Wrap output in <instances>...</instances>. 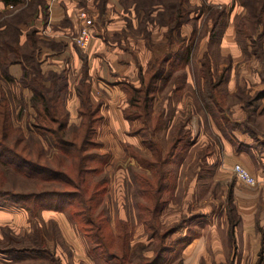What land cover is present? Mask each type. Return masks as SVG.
Here are the masks:
<instances>
[{
  "label": "rangeland",
  "instance_id": "374dc122",
  "mask_svg": "<svg viewBox=\"0 0 264 264\" xmlns=\"http://www.w3.org/2000/svg\"><path fill=\"white\" fill-rule=\"evenodd\" d=\"M41 1L42 0H23L17 7L9 9L8 11L4 10L5 12H3V14L0 13V45L5 38L11 40V37H14L15 34L17 35L14 29L8 30L10 28H6V30H4L5 27H13V25L16 24L20 29L17 35L19 43L20 45H24L28 41L30 32L34 27L37 28L38 26L36 25L37 15L40 14L41 16H39L41 19L42 17L46 20L49 19L51 11L46 4L48 0H44V5L39 4ZM97 1L100 7L103 8L107 0ZM122 1H124V3L127 2V9H129V6L132 4L136 6V9H139L136 4H141L145 0ZM169 1L171 3V1L174 2L175 0H164V3L169 4ZM233 3L234 0H230L229 2L224 0H189L184 4L188 16L190 15V17L194 19V21L186 23L193 25L196 30L193 39L194 53L190 52V60L178 64L181 68L173 74L174 76L180 75L186 70V67L189 66V70L193 74V80L188 85L189 88L191 86V95H187V86H184V90L179 95H173V92L171 94L170 90L167 88L163 89V99L161 102L164 101L163 107L166 106L165 109L169 106L170 118L172 117V122H175L173 131L179 122H187L186 127L191 131L190 140H192V142L188 145L182 144L180 146V158L175 163L174 167H171L172 176L169 175V186L162 193V198L167 199L163 207V212L167 209V211L164 212V219L167 220V223H163L164 225L161 233L165 232V229L178 224L177 226H180V230L171 234V236L169 235L166 241L168 243L175 242V240L182 236L190 240L189 242L186 241L185 246L184 244L179 245L176 252L170 256L169 261L173 259V261L179 262V259H181L183 264H264V160L260 157V154H264V26L258 25L255 21H250L252 17H250L248 9L241 4H235L233 10H231ZM212 5H226L231 10L226 19L228 22L227 29L223 33V36L218 38L214 44L210 43V32L213 26V20L210 18V12L212 10L210 6ZM152 6L160 7L159 5ZM143 7H141V9L145 11ZM86 11L89 14L91 9H86ZM152 12L147 16L145 15V24L151 20L150 17L158 20V13L156 11ZM168 13L170 14V12ZM152 15H155V17ZM256 24L258 25V29H254V38L256 42L253 41L254 39H246V47L242 46V44L238 42L236 36L237 29L240 28L243 34L249 32L253 33V28H255ZM58 25L59 24L56 26ZM51 30L54 29L52 28ZM5 31L7 32L6 34H4ZM230 31H232L233 40L235 41L234 45L236 44L238 50H234V46L226 48V36ZM43 45L44 43L39 47ZM20 50V52H26L29 49H25L24 47ZM207 51L211 53V55H209L210 64L208 68L212 77L205 81L203 75L205 74L204 67L207 68V66L204 65ZM236 52H238V54H236ZM7 55L12 56V54ZM43 55L41 51L37 54V59L39 61L41 60V62L43 58H47L46 54ZM55 58L61 62V65L57 60L56 63L49 61L44 65L61 67L69 64L71 68L75 66L72 56L66 55ZM41 65L43 66V63H41ZM206 83L209 89L219 83V86L215 87H217L219 91L220 95L217 94V96L218 99L222 101L221 104L225 108L224 112H218L217 115H213L210 113V109L208 110L206 104L201 101L200 92L204 84L206 86ZM167 86L170 89L172 88V85L169 83ZM2 87L0 83V89H2ZM5 89L6 88H4V91ZM167 97H170V100L167 99ZM12 100L13 102H10L13 125L16 128H21L24 135L28 137L30 134H28L24 128L17 125L18 104L14 99ZM167 101L169 102L168 105L166 103ZM164 119L165 123L162 126L163 130L158 132L155 136L152 134L151 137H155V141L160 144L162 152L165 155V151L172 140L173 133H171L172 129L169 127V119L167 117ZM218 120L220 121L221 130H225V136L228 138V141H231L234 147H232L233 150H230L229 157L227 158H225L224 154H221V157L219 155L220 151L222 152L223 149L219 140L220 136L217 133L218 128L213 123L215 122L218 124ZM172 122L170 125H172ZM140 127H142V122L136 126V129ZM148 135L149 134H147V137ZM238 136L245 138L244 140L250 143V145L247 143L240 144ZM41 141L43 143V140ZM20 147L23 148V146ZM44 147L46 148L45 145ZM1 148L2 147H0V149ZM235 149L238 151H248L252 154L253 165L250 166V168L246 167L241 162H237L239 159L238 157L232 159L233 155H237ZM18 150L24 155L27 154V152L22 149L18 148ZM46 151L50 158L57 152V150L51 146L46 148ZM215 154L217 155L214 156ZM16 155H19V158L18 156H14L15 160L24 163V161L20 159L22 156L20 154ZM213 157L215 159L218 158V161ZM208 160H211L213 163L210 161L208 162ZM125 163L126 162L123 161L121 162V164ZM238 163L244 165L257 178L258 184L256 186L245 185L237 178L233 168ZM4 168L6 174L3 175L4 178H0V182L8 192H27L37 189L33 181L27 183L26 179L17 177L13 175L12 172H9V170H7L10 169L9 167L4 166ZM124 168L125 166H120L112 169L113 185L111 183V186L110 184L107 186V191L109 190V192L112 193V199L109 208L107 205L106 207L112 219L115 208L119 210L117 200L119 204L126 206L129 203L127 202L125 204L123 200L125 196L123 193L127 196L131 186L137 187V183L135 182L128 186L125 191H122L123 193L117 190L119 188H117L119 185L117 183V177L122 176L121 172ZM158 177V175L152 177L155 180L154 188H157L159 184ZM2 180H5V182ZM21 182L26 183L23 184ZM237 182H240V184H238L240 190L243 192L241 197H243L248 204L256 203L255 226L248 225L249 223L246 221V218L249 217V215L243 214L239 209L240 206L238 207V197L236 196ZM47 187L52 188L50 184L45 183H42L39 188L43 189ZM134 192L135 187L131 188L132 195ZM245 192L248 194H245ZM130 199L135 202L134 195ZM129 202L132 203L131 201ZM170 203L171 206L169 205ZM131 205L132 204L128 205L127 208H130ZM10 210L13 212L17 211L12 207ZM132 210L133 219H135V217L138 216L137 211L135 210L134 212V207ZM206 210L210 213H204ZM66 216L72 223L70 231L73 236L71 239L73 244L69 242L70 239H67V241L64 240L61 228L55 219L46 221L41 213L36 216L34 220L30 216V221L26 213H19V225L14 226L19 229L18 236L28 235V228L32 229V234L36 228H38L37 235L34 236L35 239H27V242L31 244V241L40 240L41 242L36 245V248L42 249L47 247L50 251L43 255H34L33 253L24 255L18 254L19 257L10 262L4 261L0 255V264H80V261H83L80 258L84 259V263L81 264H101L102 261L104 262V254L103 257L100 254L102 251L96 250V255L91 252V247L89 246H93V241L95 240L89 237L87 242L84 238H87V233L78 223L72 220L68 212ZM136 218L138 219V217ZM22 220H27V223L24 222L25 224L21 225L20 223ZM234 221L236 222L233 226L232 223ZM153 225L159 228L158 224H155V222ZM112 228L111 231L115 235L116 232ZM136 228L137 227L134 226L135 235L137 233ZM94 231L97 232V228H95ZM4 232H8L11 237L15 236L10 228L2 227L0 229V246H12V244L10 245L7 241ZM63 232H65L67 238H69L68 234L70 233L68 231ZM135 237H133L134 240H137ZM192 241L194 242L193 245H190L185 252L184 249L191 244ZM115 242L116 247H118L116 238ZM138 242L139 240L134 242V245L136 246ZM152 242L158 244L159 241L154 240L151 241V243ZM202 243L203 245H201ZM56 250H58L64 261H62ZM149 252L151 253L146 252V254L148 253V256L152 255V250H149ZM4 258H7V256ZM172 262L170 264H172Z\"/></svg>",
  "mask_w": 264,
  "mask_h": 264
},
{
  "label": "trees",
  "instance_id": "16d2710c",
  "mask_svg": "<svg viewBox=\"0 0 264 264\" xmlns=\"http://www.w3.org/2000/svg\"><path fill=\"white\" fill-rule=\"evenodd\" d=\"M3 1L6 4L12 3L15 7L23 2V0ZM188 1L175 0L171 3L169 1L167 4L164 3V0H145L141 3L142 5L136 4L139 9L144 6L146 16L155 9L152 5H159L160 7L156 8L158 9L157 21L161 25L169 27L170 42L175 43L177 41L179 45L177 53L169 52L157 58L146 73L142 75L140 87L134 85L126 87L130 97V108L126 110V117L132 122H142L144 128L140 127L138 130L142 128L141 130L145 134V143L153 152L152 156H148L137 148L132 151V154L142 165L140 170L134 169L132 172L134 181L137 183L133 194L134 205L139 222L142 221L141 223L145 225L149 237L153 241L158 240V244L152 242L138 245L135 249L132 248L131 241L134 237L135 226L132 216L128 220L118 217L115 235L111 231V217L105 203L108 174L104 168V163L109 155L100 150L102 144L96 138V132L103 121V115L100 106L91 100V83L88 81L87 72H84V76L77 87L81 98L80 113L83 120L80 126H69V112L66 108L68 78L64 72L51 71L45 74L41 60L37 59V54L40 53L42 47H39L41 44L44 43V45L55 49L60 44H56V41L53 40L41 38L38 34V28L34 27L28 35V41L24 45H20L17 37L20 29L16 24L4 29H14L17 35L11 37V40L5 38L0 45V66L3 75H6L8 74V67L12 64L17 62L23 64L21 83L32 91L31 103L36 110L37 117L34 122L35 131L32 130L30 135L26 137L21 128L14 127L11 118V102L7 94L3 92L0 99V147H2L0 149V178L6 174L4 166H7L11 169L7 170L13 175L26 179L27 183L33 181L37 189L27 192H8L0 182V208L21 207L28 210L33 219L41 214L44 209L68 212L72 220L87 233V240L89 237L95 240L93 246H90L91 252L96 255V250L102 251L100 253L102 257L104 254V262L102 261V263L105 264H170L173 261V259L169 261L170 256L176 252L179 245L184 244L185 246L186 241L189 242L190 239L182 236L175 242L168 243L166 241L169 235L171 236L180 230L178 224L161 233L164 224L160 216L167 202L166 198H162V193L169 186V175L172 176V163L180 158V146L192 142L190 140L191 131L186 127L187 122H179L174 128L173 138L164 155L160 144L151 137L152 134L163 130L164 112L161 110L156 116H153L151 107L158 91L168 88L173 91L174 95H179L187 86L186 70L180 75H176L177 78L173 73L180 70L181 67L178 64L190 60V52L194 53L195 28L189 41L181 34L182 26L194 21L190 15L188 16V12L184 8V4ZM44 3L42 0L39 4L44 5ZM235 4H241L248 9L249 15L252 17L250 21H255L258 25L264 26V0H234L231 10ZM210 9H212L210 18L213 20L210 43L214 44L227 29L228 22L226 19L231 10L226 5H212ZM5 11L0 13L3 14ZM257 24L253 28V33L243 34L240 28L237 29L236 36L242 46L247 45L246 39H254L253 41L256 42L254 29H258ZM175 31H177V38L174 35ZM6 33L5 31L4 34ZM23 46L29 50L20 52V49L24 48ZM208 51L204 62V65L207 66V68L204 67L205 81L212 77L208 68L211 53ZM7 54H12V56ZM169 62L170 64H168ZM83 66L86 70L87 65L84 64ZM168 83L172 85L171 89L167 86ZM215 86L218 87L219 83L211 89L207 88L206 83L200 92L201 101L206 104L213 115H217L218 112L222 113L225 109L221 104L222 101L218 99L219 91ZM219 122L218 120V124ZM147 134H149L148 137ZM40 136L46 139L48 145L57 150L52 158L47 155L48 152ZM18 148L26 151L27 154H22ZM16 154L22 156L20 159L24 163L15 160L14 156L19 158V155ZM147 169H151L152 173H148ZM157 175L159 176V184L157 188H154L155 180L152 177ZM2 181L5 182V180ZM21 183L25 184L26 182ZM42 183L50 184L52 188L40 189ZM154 222L158 224V229L153 225ZM235 222L232 223L233 226ZM95 228H97V232L94 231ZM37 231L38 228L33 234L16 237H11L8 232H4L7 241L12 246H0V252L11 261L19 257L18 254L43 255L48 253L50 250L46 246L48 250L36 248V245L40 244V240L31 241V244L27 242V239H35L34 236L37 235ZM115 238L118 247H116ZM149 250L154 251L150 256L146 254ZM172 264L183 263L179 259V262L174 260Z\"/></svg>",
  "mask_w": 264,
  "mask_h": 264
},
{
  "label": "crops",
  "instance_id": "0c3cea01",
  "mask_svg": "<svg viewBox=\"0 0 264 264\" xmlns=\"http://www.w3.org/2000/svg\"><path fill=\"white\" fill-rule=\"evenodd\" d=\"M224 1L229 2L230 0ZM46 4L50 8L51 13L48 20L44 17L41 19L40 14V16L37 15L36 25H38V34L43 39L54 40L61 46L59 45L56 49L46 45L41 47L40 51L42 54L47 55L46 59H42V69L45 74H48L51 71L59 73L64 72L68 78L69 86L66 95V108L69 112V126H80L82 123L83 116L80 113L81 98L78 94L77 87L84 76V72H87L89 77L88 81L91 83V100L93 103L100 106L101 114L103 115V121L97 129L96 138L102 144L100 150L109 155L104 163L105 171L108 174V184L111 186L112 183L113 185L114 180L112 176V169L114 167L125 166L124 170L121 172L122 176L117 177V183L119 184L117 186V188L119 187L117 190H120L121 192L125 191L128 186L136 182L134 181V176L132 174L133 170H140L142 168V165L132 154V151L137 148L148 156L153 155L152 150L145 143V134L141 130L144 126L142 125L140 130L136 129V126L141 123V121L132 122L126 117V110L130 108V97L126 87L131 85L140 87L142 85V74L146 73L147 69L152 66L157 58L169 52L177 53L179 50L178 42H170L168 35L169 27L167 25H161L160 23H157L156 18L154 19L151 17V20L145 24L146 12L143 9H136L134 4L130 5L131 7L129 6V9H127V2L124 3L122 0H107L103 8L100 7L97 0H48ZM13 8H15L14 4H6L3 0H0V12ZM89 8L91 11L88 14L86 9ZM154 8L155 10H153V12L156 11L158 13V9H156L158 7ZM152 16L155 17V15ZM57 24L59 25L56 26ZM85 27L90 28V31L92 32L91 38L86 46H80L76 42V37ZM52 28L54 30H51ZM193 30V25L186 24L182 27L181 34L187 38V41H189L192 37ZM174 35L177 38V31L174 32ZM234 42L232 31H230L226 36V48L234 46V50H238L236 48V44L234 45ZM236 54H238V52H236ZM66 55L72 56L75 62V66L73 68H71L69 64L61 67L44 65L49 61L52 63H56L58 61L61 65V62L55 57ZM84 64L87 65L86 70H84ZM168 64H170V62ZM23 70V64L21 62H17L8 67V74L3 75V71L0 66V83L3 86L2 89H0V99L3 92H6L11 102H13L12 99L17 102V120H14L17 121L18 126H21L28 134H30L32 130L35 131L34 122L36 121L37 113L31 103L32 91L29 88L24 87L21 83ZM186 72L187 95H191V86L189 88L188 85L193 80V74L189 70V66L186 67ZM4 88H6L5 91ZM172 92L173 91H170L171 94ZM162 99L163 91L161 90L157 92L152 102V114L153 116H156L161 110H163L162 112H164V116L169 119V127L172 129L171 133H173V126L175 122L173 123L171 120L172 117L170 118L169 106L166 109V106L163 107L164 101L161 102ZM167 99L170 100V97H167ZM166 103L168 105L169 102L167 101ZM171 122L172 125H170ZM213 123L218 128L217 133L220 136L219 140L223 149L222 152L220 151L219 155L221 157V154H224L225 158H227L229 157L230 150H233V144L231 141H228V138L225 136L226 132L225 130H221L220 124L215 122ZM150 134H152L151 131ZM157 134L158 132L154 133L153 136ZM238 138L240 140V144L247 143L250 145V143L244 140L245 138L241 136H238ZM42 140L46 148L50 147L46 139L42 137ZM153 140H155V137ZM235 152L237 155H233L232 159H236L238 157L239 159L237 162H241L249 168L253 165V156L248 151H238L235 149ZM216 155L217 154L214 156ZM260 157L264 160V154H260ZM215 160L218 161V158ZM122 161L126 163L121 164ZM209 161L211 162V160H208V162ZM176 162H173L171 167H174ZM147 172L150 174L152 173L151 169H147ZM238 183L240 184V182H237L236 185L238 207L240 206L239 209L243 214L249 215V217L246 218V221L249 223L248 225L255 226V213L257 209L256 203L248 204V202L241 197L243 192L240 190ZM133 187L136 188V186H131V188ZM131 188L128 191L127 196L122 192L125 196L124 198L122 197L125 204L127 202L129 204L124 206L123 204H119V201L116 199L119 210H116L115 208L113 219L111 218L112 229L115 232L117 216L124 220H128L129 218L131 219V216L133 218V207L134 212L136 210L134 202L130 199L133 196ZM245 194L248 193L245 192ZM105 197V203L109 208L111 205L110 201L112 199V193L109 192V190L106 191ZM130 204H132L133 207L131 205L128 209L127 206ZM169 205L171 206V203ZM11 207L17 211L13 212L10 210ZM165 211H167V209H165L164 212ZM164 212L162 211L161 220L162 223L166 224L167 220L164 219ZM19 213H26L29 216V220L31 219L30 212L24 208L17 206L0 208V229L2 227L10 228L14 235L18 236L19 229L14 226L19 225ZM41 213L46 221L55 219L61 228L64 240L67 241V239H70V241H68L73 244L71 241L73 236L70 231L72 223L66 216L67 212L44 209ZM204 213L209 214L210 212L206 210ZM136 217L134 219V223L137 227V233L136 235L134 234V237L136 236L135 238H137L139 242L135 246L134 242L137 240H134L133 238L131 241L132 248H134V246L136 248L138 245L149 244L153 241L148 236L145 225L139 222ZM24 222L27 223V220H22L20 224H25ZM63 231H68L71 234H68L69 238H67L65 232ZM28 232L29 234H32V229L28 228L27 233ZM84 238L88 242L87 238ZM193 243L194 242L192 241V243L189 244L184 251L186 252L188 247L193 245ZM201 245H203V243ZM56 252L61 257L62 261H64L58 250H56ZM147 252L151 253L149 251ZM153 253L154 251L152 250V254ZM0 255L4 261H11L4 258L5 255L3 253ZM80 259L83 260L80 261V264L84 263V259Z\"/></svg>",
  "mask_w": 264,
  "mask_h": 264
},
{
  "label": "built area",
  "instance_id": "2783aa9c",
  "mask_svg": "<svg viewBox=\"0 0 264 264\" xmlns=\"http://www.w3.org/2000/svg\"><path fill=\"white\" fill-rule=\"evenodd\" d=\"M90 28L85 27L81 33L77 36V42L80 46H86L91 38ZM234 173L237 178L248 186H256L258 184L257 178L242 164L238 163L234 166Z\"/></svg>",
  "mask_w": 264,
  "mask_h": 264
}]
</instances>
